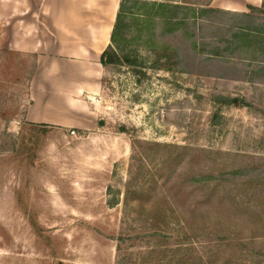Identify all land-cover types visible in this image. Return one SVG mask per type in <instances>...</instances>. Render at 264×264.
<instances>
[{"label":"rangeland","instance_id":"374dc122","mask_svg":"<svg viewBox=\"0 0 264 264\" xmlns=\"http://www.w3.org/2000/svg\"><path fill=\"white\" fill-rule=\"evenodd\" d=\"M136 1L66 124L0 50V264H264V7Z\"/></svg>","mask_w":264,"mask_h":264},{"label":"crops","instance_id":"0c3cea01","mask_svg":"<svg viewBox=\"0 0 264 264\" xmlns=\"http://www.w3.org/2000/svg\"><path fill=\"white\" fill-rule=\"evenodd\" d=\"M119 2L0 0V50L23 61L14 72L30 74L27 85H35L39 101L48 100L37 102L29 119L41 116L36 121L62 125L66 120L61 121L58 112L87 113L78 97L90 85L102 83L107 65L100 58L110 44ZM263 4V0H218L216 7L246 14L263 10ZM48 88L61 102L46 92Z\"/></svg>","mask_w":264,"mask_h":264},{"label":"trees","instance_id":"16d2710c","mask_svg":"<svg viewBox=\"0 0 264 264\" xmlns=\"http://www.w3.org/2000/svg\"><path fill=\"white\" fill-rule=\"evenodd\" d=\"M128 3V4H127ZM170 8V10H169ZM175 8H184L177 5H166L163 3H140L138 1H129L128 0H120L118 11L115 18V23L111 32L110 36V44L106 47V49L101 54V63L103 65H109V64H120L125 63L130 65L131 63H135V61H130L128 59V56H124V54H121L124 50L123 42L124 40L121 38L123 35V32L125 31V24H124V18L127 16L129 17H138V15L142 13H138L139 11L145 12L147 16L151 17V20L156 18H159L163 24H171L174 27H177L179 22L184 21V17H177V15L172 14L171 9ZM187 9V8H186ZM189 10V9H187ZM192 14H195V12H192ZM143 16H145L143 14ZM147 16H145L147 18ZM193 17V15H192ZM246 29V28H245Z\"/></svg>","mask_w":264,"mask_h":264}]
</instances>
